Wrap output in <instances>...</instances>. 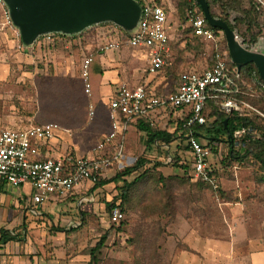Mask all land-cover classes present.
Instances as JSON below:
<instances>
[{
  "label": "rangeland",
  "instance_id": "obj_1",
  "mask_svg": "<svg viewBox=\"0 0 264 264\" xmlns=\"http://www.w3.org/2000/svg\"><path fill=\"white\" fill-rule=\"evenodd\" d=\"M169 1L175 8V10L172 9L169 19L173 22L177 19L178 25H180L173 36L175 59L173 68L182 65L185 70L194 66L202 68L206 65L209 66L213 57L214 45L210 44L206 47L192 37L184 14V0ZM252 6H257L253 0H220L217 5L212 6L211 11L217 16H221V19H226V22L232 25L233 30L245 42L255 40L256 43L260 38L264 40V9H259V13H257V26L253 25L252 29L248 30L247 15H244L243 12H247V9ZM105 30L110 31L106 26L96 27L93 36L84 40L85 47L89 43L92 45L94 42L99 45L108 40L109 36H105L107 34ZM4 37H6V41L3 39L5 44H2L0 40V123L2 128L8 129L6 127L9 121L16 122L18 119L21 121L23 119L24 123H31L29 116L34 108L32 76L35 73L41 75L39 71L44 73L45 65H47L46 68L51 66L53 56L56 54L50 53L51 50L35 52L33 64L26 63L20 55L22 52L16 51V42L8 39L7 36ZM216 45L219 50L226 47L222 32L216 33ZM120 51L121 56H124L125 59L120 68L123 74H127L133 60H130L129 52L124 49ZM62 56L69 59L71 55L67 51H63ZM80 60V56L74 58L76 64L80 63ZM137 67L141 66L137 64ZM93 80L95 78L90 79L91 86ZM170 82L173 86L177 81L172 79ZM168 117L169 114L166 113V118L160 120V126L172 131L174 122L170 123ZM136 145L138 146L137 141ZM222 149L225 153V148L222 147ZM130 153L136 158L140 154L136 153L134 149ZM170 154L174 155L175 153L173 154V150H171ZM158 156L164 157L165 154ZM181 156L184 163L189 165L187 172L179 167L163 164L158 170L159 168L155 167L160 165V162L154 160L142 182L135 187L124 192L123 184H120L117 187L116 198H111L115 189L104 191L103 198L97 202L99 206L96 208V214L93 216L87 214L85 218L92 219L89 240L79 237L73 241L75 244L71 245L68 240L60 242L53 239L42 247L38 238L31 239L34 243V246L32 245L34 248L32 247L31 250L35 254L39 253L37 256H41V264H194L195 260L199 264H227L229 262L227 259L230 256L233 264H248L247 258L250 250H264V219L258 218L257 215L255 219L228 218L232 217V212H230L232 207L241 205L245 201L248 213L249 205L255 206L256 209L264 207V170L259 163L247 158L239 162L241 163L240 169L237 173H233L234 162L220 160L221 170L217 172L220 174L222 182H220L221 186L219 184L220 190L214 192L201 183L192 181L191 167L188 163L190 160L184 154ZM210 160H214L213 157ZM131 165L130 161L124 167H131ZM211 165L215 168L218 163L214 160ZM132 177L128 180L132 181ZM121 193L125 196L121 204L125 220L120 226H112L108 221L107 204L114 202L115 205H118ZM71 202V198H69L63 202L64 206L45 204L41 208L46 216L55 214L56 217L59 215L61 218H77L78 210ZM70 203L71 205L68 206ZM57 208L59 209L57 210ZM55 216L53 215V217ZM178 219H186L187 227H181ZM46 228L51 229L52 227L47 226ZM237 230L247 232V240H241L239 246L231 245L229 247L226 245L216 251L210 249L213 247V243H210L213 242L212 239L229 242ZM181 231L182 233L186 232L190 238L194 235V231L205 237L200 247L204 249L206 255H198L194 251L193 245H187L188 241L179 238ZM107 233V240L95 252L96 261L91 263L92 249L100 237ZM210 238L211 240H209ZM249 245L250 248H247ZM202 249L199 250L202 251ZM234 251L236 254H233Z\"/></svg>",
  "mask_w": 264,
  "mask_h": 264
},
{
  "label": "built area",
  "instance_id": "obj_2",
  "mask_svg": "<svg viewBox=\"0 0 264 264\" xmlns=\"http://www.w3.org/2000/svg\"><path fill=\"white\" fill-rule=\"evenodd\" d=\"M141 9L140 20L135 31L127 35L117 28L106 31L109 39L95 47H83L82 41L77 44L86 51L80 65V80L83 93L87 97L88 123L95 116V105L91 100L92 86L89 70L96 55L103 56L108 52H116L122 48L141 51L144 55L146 73L157 75L169 66V36L167 14L163 8L155 4V0H133ZM186 10L188 27L192 35L206 44H213L211 64L203 71H188L182 74L179 84L173 90L158 96L148 92L144 84L130 86L126 80L117 84L114 97L107 104L109 132L97 142L92 153L98 157H79L69 159L47 158L44 148L59 137L60 132L69 133L52 123L40 125L28 124L24 129L13 131L0 126V189L2 187L19 188L29 185L33 191L32 203L41 205L50 199H64L76 187L84 184L96 185L102 174L119 163L124 150L126 133L133 123L147 118L151 113L159 111L176 114L177 120L185 119L182 131L185 136L186 150L191 157L190 177L194 182H203L211 190H220L218 179L209 167L212 155L210 147L205 143L195 127L205 125L203 111L206 103H216L220 110L231 115H244L258 111L240 96L264 95V82L252 75L250 84H245L235 67L230 68L225 58L227 53L216 45V32L208 28L202 12L198 11L196 0H187ZM264 9V0H253ZM0 34L16 42V51L26 53L21 47L18 33L13 29L3 0H0ZM104 35V34H103ZM111 35V36H110ZM53 36L41 38L50 41ZM33 46L34 49L39 42ZM176 120V124H177ZM251 129L241 128L234 133V139L252 135ZM221 147L218 145L219 160ZM170 163L171 157H166ZM65 164L70 166L69 174L64 175ZM183 165L184 163L181 162ZM234 170L237 166L233 167ZM110 223L118 224L124 214L118 206L112 208Z\"/></svg>",
  "mask_w": 264,
  "mask_h": 264
},
{
  "label": "crops",
  "instance_id": "obj_3",
  "mask_svg": "<svg viewBox=\"0 0 264 264\" xmlns=\"http://www.w3.org/2000/svg\"><path fill=\"white\" fill-rule=\"evenodd\" d=\"M155 4L163 8L167 14L170 49L168 61L169 66L162 69L155 76L148 75L146 73L143 52L122 48L131 54L130 60H133L127 74H123L120 67L125 59L124 56H121L120 50L116 52H108L104 56L96 57L93 61L94 63L90 66V77L92 75V78H95V80L92 81L91 100L94 102V105L96 104L95 116L91 123H88L87 116L88 99L82 94L83 88H81L80 84V65L86 51L83 47L81 48L77 44L76 40L72 41L63 38H52L48 42L42 40L34 49L27 50L26 53H20L23 60L30 64H33L34 62L33 56L35 55V52L41 53L43 51L45 52L47 50H51L50 53L54 52L56 54L53 56L51 62L52 65L48 68H46L47 65H45V71H43L44 73L39 71L41 72V75H43L42 78L37 81L36 76L38 75L35 73L32 76L31 81L33 86L34 101V108L29 116L31 123L39 125L52 123L63 130L69 131V133L60 132L59 137L55 141L48 143L45 146L44 154L47 158H59L66 160L69 158H79L85 156H99L97 153H92V150L97 142L102 140L109 132L106 107L108 102L114 97L117 84L120 80H126L132 87L144 84L148 92L161 96L177 87L183 73L194 70L203 71L210 66L206 65L203 68L194 66L185 70H183L184 66L182 65L181 67L178 66V68H173L175 65L173 36L179 29L180 25H178L177 19L175 22L170 21L169 19L172 9L175 10L169 0H155ZM188 29L192 33V30L190 28ZM0 36L2 44H5L4 40L6 41V37L1 34ZM192 37L200 41V43L206 47L210 45L202 42L193 35ZM63 51H67L68 54L71 55L69 56V59L62 56ZM79 56L81 57L80 63L76 64L74 62V58ZM137 64L141 67L138 68ZM172 79L177 81L173 86H171L170 82ZM165 118V112L156 111L151 113L147 118L140 120L149 122L155 127L159 125L157 126V129L160 131H167L168 133L174 132L177 125L176 114L170 113L168 117V121L170 123L174 122V128L172 131L168 128L160 126V120H164ZM27 125L28 124L24 123L23 119L22 121L18 119L16 122L9 121L6 128L17 131L24 129ZM140 125L141 123H133L130 126L126 133L123 155L120 162L116 163L111 169L102 174L100 182L104 183L100 185L84 184L80 187H76L64 199H50L41 205H35L32 203L31 197L33 195V191L29 185H24L19 188L2 187L0 189V264H41L42 258L41 256H37L39 253L35 254L31 250L34 246L31 239L38 238L42 247L53 239L60 242L68 240L71 245H74L75 243L73 241L79 237H82L83 240H89L92 219H82L80 216V210H83V212L90 215L92 214L93 216V214H96V208L99 206L97 202L100 198H103L102 193L104 191L106 192L115 189L111 194V198L117 197V187H119L120 184L107 182L112 178V176L114 177L115 174L122 172L125 169L124 165L130 163V161L133 165L137 158L140 157L146 160L145 166H147V168L154 163V160H159L160 167H162L161 164L168 165L165 158L168 157L171 150H173L174 154L176 152L175 147L177 145H181L186 149L185 136L183 132H178L177 138L168 145L164 142H154L153 144H149L145 134L138 128ZM0 126L2 127L1 123ZM202 137L203 138L201 139L205 143L207 139L204 136ZM136 141L138 146L136 145ZM133 149L136 153H140L137 158L133 157V154L131 155L133 152L130 153ZM178 153L180 154V151H178ZM160 154H165V156H158ZM182 154L186 155L187 158L191 160L187 150H184ZM211 157H213L215 162L218 163V166L215 167L216 170H221L220 160L222 159L219 160V158L214 155ZM210 159L209 165H211L214 161H211ZM240 164L241 163L234 161L232 165L233 173H237L240 169ZM234 166H237L236 170L233 169ZM158 170H160V168ZM219 175L220 174L218 173L217 178L221 186L220 182H222V179ZM105 182L107 183L105 184ZM69 198H71V201L73 202L71 203L74 204L75 208L78 210L79 215L77 218H61L59 215L56 217L55 214L46 216V213H44L41 208V206L45 204L55 205L57 207H59V205L64 206L63 202ZM71 203L68 204V206L71 205ZM243 203L241 205H237L236 207H232L230 210V212H232V217H229L228 219H255L256 215L258 218L264 219V207L256 209L255 206L253 207V205H249L250 211L248 213L247 202L245 201ZM58 209L59 208H57V210ZM247 213L249 214L248 216ZM53 215L56 218L53 217ZM178 222L181 223V227L186 228V225H188L186 219H178ZM47 226H51L52 228L47 229ZM45 233H47V235H45ZM181 233L182 231L179 233V238H184L185 241H188V243H186L187 245L191 244L194 246V251L198 255L200 254L204 256V249L200 247V244L204 241L205 237L201 236L197 231L193 232L194 235L191 238L186 232ZM209 240H211V238ZM241 240H247V232L244 230L243 232L237 230L234 232L231 237V241L229 242H219L218 240L212 239L213 242L210 243H213V247L210 249L216 251L226 245L229 247L231 245H233V247L239 246ZM247 248H250V245ZM199 249H202V251ZM233 249L235 250V248ZM235 251L233 254H236ZM181 254L186 256L184 253ZM227 260L229 261L227 264L232 263L231 256ZM247 260L248 264H264V250H250ZM194 262V264H199L196 260Z\"/></svg>",
  "mask_w": 264,
  "mask_h": 264
},
{
  "label": "trees",
  "instance_id": "obj_4",
  "mask_svg": "<svg viewBox=\"0 0 264 264\" xmlns=\"http://www.w3.org/2000/svg\"><path fill=\"white\" fill-rule=\"evenodd\" d=\"M234 1H237V0H234ZM207 2L209 4V7L212 8V6L217 5L218 2H220V0H207ZM188 8H189V3L187 0H184V14L185 15H186V10ZM211 8H210V11H211ZM247 10L248 11L243 12V14L247 15V29L251 30L253 25L257 26V23H258L257 13H259V7L258 5L255 7L252 6ZM198 11L201 12L199 6H198ZM211 15L213 17L221 19V16H217L212 11H211ZM223 21L226 22V19H223ZM226 23L229 25L230 29L233 30L232 25H230L228 22ZM102 26H106L109 29L115 28L112 25L103 24V25L92 27L82 32L81 34L74 35L70 38H67L61 35H53L52 38H63V39H69L72 41L81 40L83 44L82 46L85 47L84 40L86 38H89L90 36L91 37L93 36V33L96 27H102ZM206 26L212 29L216 33L220 32L217 29H213L209 27L208 24ZM117 30L121 31L118 28ZM254 41L255 40H252V41L247 40L246 43L249 46H252L255 43ZM95 45L96 44L93 42L92 45H90L89 43L87 46L95 47ZM222 51L227 53V56L225 58L227 65L230 68H234L228 56L227 48L225 47ZM96 57L98 56L97 55L94 56L93 61L94 59H96ZM253 74L259 78L257 70L253 64H249V65L242 67L239 73L240 79L245 84L251 83ZM42 76L43 75L36 76L37 77L36 80L38 81L39 79L42 78ZM89 78L92 80V75L90 77V70H89ZM80 84L82 88V83L80 82ZM82 94L84 95L83 89H82ZM240 98L246 101L247 103H249L252 107H254L258 111V113L247 112L244 115H239L237 113L226 115L220 110L218 104L208 102L206 103L204 111H203V115L206 119V123L203 126L195 127L194 131L197 133H200L207 139V141L205 142V147L211 148L212 155L214 156L218 155V145H221L220 146L221 147L220 152H221V157H222L221 161L226 160V161L233 163L234 161L242 162L247 158H251L257 163H259L261 168L264 170V95L263 94H255L254 96L246 95V96H240ZM95 110H96V104H95ZM184 120H185L184 118L177 120V125L175 127L174 132L172 133H168L167 131H160L159 129H157V127L151 125L149 122H145L144 120H138L136 124L141 123L140 127L138 128L141 132L145 134L149 144H153L154 142H164L165 144L168 145L169 143H171L177 138L178 132L180 133L183 132L182 124ZM224 121H227V123L224 124ZM35 125H39V124H35ZM241 128L251 129L254 133L252 135L247 134V136L242 137L241 140L236 141L234 139V133ZM222 147L225 148V153H223L224 151ZM175 149H176V152L174 155H171L170 154L171 152H169L171 161L170 163H168V165L179 167L181 169H184L183 170L184 172H187V168L189 165L186 162L184 163V160L181 156L182 152L186 149L183 148L181 145H177ZM178 151H180V154L178 153ZM181 162H183L184 164L182 165ZM188 163H190V167H191V162H188ZM145 164H146L145 159L141 157L137 158L136 162L131 167H127L122 172L115 174L114 177H112L107 182L108 183L110 182L113 184H123V187H122L123 191L126 192L131 187H135V185L142 182V179H144V177L146 176L148 172V168L147 166H145ZM68 165L65 164V172L63 173L64 175L69 174L70 166ZM159 167L160 165L158 164L157 167L155 168H159ZM209 167L212 169L213 175H217L218 173L217 170L212 165H209ZM133 175H136V176L132 177ZM131 177L133 178V180L129 181L128 178H131ZM160 179H162V177H160ZM107 182H105V184ZM198 182L211 190L209 185L203 182H200V181ZM102 183L104 182H100L99 180L97 184L100 185ZM124 198H125L124 194L121 193L118 205H115L114 202L107 204V209L109 211V214L112 208L115 206H118L121 209V204ZM114 200H117V199H114ZM121 211L123 212L122 209ZM87 214L88 213L83 212V210H80V216L82 217V219H85ZM124 220H125V217L118 224H111L110 218L108 216V221L112 226H120L124 222ZM107 237H108V233L106 235L101 236L99 241L96 243V245L92 249V252L90 255L91 263L92 262L94 263L96 261V258L94 256L95 252H97L103 246L104 242L107 240Z\"/></svg>",
  "mask_w": 264,
  "mask_h": 264
},
{
  "label": "water",
  "instance_id": "obj_5",
  "mask_svg": "<svg viewBox=\"0 0 264 264\" xmlns=\"http://www.w3.org/2000/svg\"><path fill=\"white\" fill-rule=\"evenodd\" d=\"M21 47L30 50L45 36L74 35L103 24L132 34L140 20V6L133 0H3ZM209 27L223 33L228 56L237 73L253 64L264 82V40L249 46L235 30L211 15L207 0H196ZM227 121H224L226 124Z\"/></svg>",
  "mask_w": 264,
  "mask_h": 264
}]
</instances>
